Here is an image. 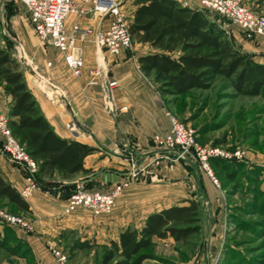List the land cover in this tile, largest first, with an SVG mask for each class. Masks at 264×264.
Masks as SVG:
<instances>
[{"label":"crops","instance_id":"1","mask_svg":"<svg viewBox=\"0 0 264 264\" xmlns=\"http://www.w3.org/2000/svg\"><path fill=\"white\" fill-rule=\"evenodd\" d=\"M175 1L191 9H198L200 2ZM130 8L128 18L131 21L135 9ZM108 22V18L104 20L94 13L84 17H67L68 35L73 34L76 25L88 30L85 36L76 34L77 47L84 59L80 77H75L67 68L64 55L59 51H24V60L30 66L24 75L26 85L54 133L61 139L80 142L95 149L84 162L89 174H80L71 180H62L57 176L58 187L54 192L37 188L24 199L30 206L29 215L36 222L35 228L29 233L15 229V233L31 251L33 264H57L47 244L50 241L60 244V235L68 232L77 233L78 246L69 264H99L100 248L111 249V242L118 243L120 235L128 229L140 231L149 216L173 206L188 205L191 201L201 204L208 211L218 203L209 183L202 182L204 188L201 186L199 202L186 188L187 180H191L189 173L180 166L173 169L164 166L154 167L153 177L142 175L139 181L126 188L109 217H95L85 208L66 214L69 187L77 190L84 186L89 190L110 192L128 174L131 157L136 156L140 163L153 159L156 153L151 141L153 135L165 134L171 126L169 111L153 78L155 72H143L139 64L142 57L164 55V52L136 43L142 47L141 51L135 48L118 58L105 53L109 78L118 83L117 88L107 94L97 83V78L91 76L98 56L94 32L106 30ZM223 27L222 30L227 35H233L237 44H242L243 39L235 31L232 35L229 33L234 26H229V30L227 26ZM242 52L253 55L257 63L264 65V55L258 51L243 49ZM168 55L178 58L176 54ZM10 104L11 99L1 85L0 116H9ZM72 123L74 130L69 128ZM1 145L0 136V173L21 193L27 185L25 172L1 153ZM175 177L176 185L171 183ZM156 241L170 243L173 239Z\"/></svg>","mask_w":264,"mask_h":264},{"label":"rangeland","instance_id":"2","mask_svg":"<svg viewBox=\"0 0 264 264\" xmlns=\"http://www.w3.org/2000/svg\"><path fill=\"white\" fill-rule=\"evenodd\" d=\"M122 1L124 12L128 15L132 0ZM243 2L256 14L264 16V0ZM26 5L24 0H0V50L12 53L21 64L24 75L30 69L28 61L24 60V51H57L40 43L30 25ZM220 21L229 30L232 24ZM232 31L243 39L242 44L235 42ZM229 33L237 50H256L264 55V41L260 37L249 36L235 26ZM135 48L137 51L142 49L133 42V50ZM154 75L169 114L193 131L196 144L211 151L218 150L224 156H213L209 160L218 184L212 182L207 172L193 160L174 164L169 162L165 166L167 169L180 166L189 173L191 180H187L186 188L192 198L199 202L201 186H204L202 182L209 183L218 203L209 211L198 203L201 212L199 235L185 244L155 241L151 250L135 258V264H264V89L259 95L248 96L239 94L227 80L219 79L208 90H196L188 95L174 97L162 90L165 78L157 73ZM237 154L240 156L237 157ZM216 159L235 166L232 178L228 176L229 171L214 162ZM171 183H177L176 177L171 179ZM37 186H45L49 192H54L58 183L55 179L42 182L41 186L38 183ZM69 189L70 197L76 190L73 187ZM0 211L20 217L30 227V230L9 227L0 220V230H6L8 241L6 248L0 249V264H33L31 251L15 231L31 232L35 220L29 214L18 212L10 206L4 207L1 203ZM76 238V232H68L60 235V244L55 241L47 244L56 262L49 244L64 255L66 264H69L74 250L78 248ZM100 249L99 264L104 255L113 252L112 248Z\"/></svg>","mask_w":264,"mask_h":264},{"label":"trees","instance_id":"3","mask_svg":"<svg viewBox=\"0 0 264 264\" xmlns=\"http://www.w3.org/2000/svg\"><path fill=\"white\" fill-rule=\"evenodd\" d=\"M131 6L135 9L129 20L133 42L165 53L139 59L143 72H155L165 78V94L181 97L208 90L219 79L230 82L239 94L255 96L264 89V65L235 48L232 36L221 29L216 16L183 7L175 0H132ZM0 83L11 99L8 119L12 134L38 165L37 184L41 186L57 176L71 180L89 174L84 162L95 149L61 139L54 133L26 85L21 64L10 51L0 50ZM214 162L233 177L235 166L217 159ZM41 189L49 190L45 186ZM0 203L31 214L29 204L1 173ZM200 220V206L194 201L155 213L140 231L128 229L118 243L111 242L113 252L104 255L100 264H135V258L151 250L156 240L171 238L185 244L199 235ZM1 230L0 249H5L6 230Z\"/></svg>","mask_w":264,"mask_h":264},{"label":"built area","instance_id":"4","mask_svg":"<svg viewBox=\"0 0 264 264\" xmlns=\"http://www.w3.org/2000/svg\"><path fill=\"white\" fill-rule=\"evenodd\" d=\"M26 4L30 25L40 43L62 53L65 65L75 77L82 75L84 67L83 56L77 47L76 34L85 36L88 30L76 25L73 34L68 35L65 25L67 17L70 15L84 17L94 13L104 20L108 18L109 25L106 30L99 29L94 32L98 56L95 69L90 74L97 78V83L104 93L107 94L117 88L118 83L109 78L104 54L108 53L118 58L133 50V39L129 31L130 23L128 15L124 12L122 0H28ZM198 10L207 16H216L221 29L224 27L220 20H224L239 28L243 33L260 37L264 41V16L249 9L243 0H200ZM168 115L170 129L165 134L153 135L151 139L156 152L153 159L140 163L136 156L131 157L128 174L121 183L114 185L115 187L110 192L87 190L86 187L80 186L68 198L66 214L85 208L90 210L95 217H109L126 188L139 181L142 175L153 177L154 167L162 168L169 162L174 164L183 160H193L207 172L212 182L218 184L210 169L209 160L213 156H224V154L196 144L193 131L169 113ZM69 128L74 130V124H70ZM0 136L2 153L26 174L27 185L20 193L25 199L38 188L36 182L38 165L14 138L9 127V119L3 115L0 116ZM237 155V157L240 156V154ZM0 220L9 227L30 230V227L18 216L7 215L0 211ZM49 249L58 264H66V257L56 251L52 244H49Z\"/></svg>","mask_w":264,"mask_h":264}]
</instances>
